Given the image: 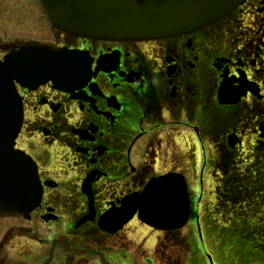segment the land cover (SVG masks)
<instances>
[{"label":"flooded vegetation","instance_id":"af4514ba","mask_svg":"<svg viewBox=\"0 0 264 264\" xmlns=\"http://www.w3.org/2000/svg\"><path fill=\"white\" fill-rule=\"evenodd\" d=\"M4 2L13 15L0 0V21L17 31L46 27L39 0ZM263 3L245 0L215 23L147 40L89 39L48 27L45 39L87 51L91 70L70 91L51 82L19 87L24 122L16 147L35 160L43 193L30 214L0 217V264H150L136 215L116 229L103 218L168 172L185 176L188 229L205 235L194 249L187 242L185 264L193 256L194 264H209L207 249L217 253L214 264H230L223 244L206 234L218 230L212 219L232 226L222 212L259 208L221 204V195L254 159L264 161ZM40 40L2 28L0 59Z\"/></svg>","mask_w":264,"mask_h":264},{"label":"water","instance_id":"95a60500","mask_svg":"<svg viewBox=\"0 0 264 264\" xmlns=\"http://www.w3.org/2000/svg\"><path fill=\"white\" fill-rule=\"evenodd\" d=\"M244 0H41L51 24L67 33L94 39H148L195 30L227 15ZM85 56L51 42L25 45L0 60V216H22L39 203L42 184L30 156L15 148L23 123V103L16 84L34 89L52 81L74 80ZM138 212L144 223L160 229L182 228L190 200L185 178L176 173L153 178L142 192L123 199L103 218L119 228Z\"/></svg>","mask_w":264,"mask_h":264},{"label":"trees","instance_id":"16d2710c","mask_svg":"<svg viewBox=\"0 0 264 264\" xmlns=\"http://www.w3.org/2000/svg\"><path fill=\"white\" fill-rule=\"evenodd\" d=\"M260 162L254 159L249 164L246 174L236 176L233 181L228 183L227 191L221 195V204L230 203L232 206L238 205L241 207L244 203L250 206L254 202L258 203L259 208L249 212L241 208L240 211H234L230 215H225L222 212L221 220L223 222H232V224L235 222L236 224L233 227L227 226V228L224 226L219 228V224L216 223L218 230L213 229L206 234L207 236L215 234L216 238H219L225 246L236 245L242 238L240 243L247 247V250L242 252V256H246V264H264V190H262L264 189V171L261 170L264 161L263 163ZM260 191L263 198L258 197ZM260 209H263V211H260ZM241 223L247 225V228H244L245 226L240 228ZM174 235H177V233L168 232L165 237L167 241L160 239L157 251H161L160 245L164 243L163 241L174 244Z\"/></svg>","mask_w":264,"mask_h":264},{"label":"rangeland","instance_id":"374dc122","mask_svg":"<svg viewBox=\"0 0 264 264\" xmlns=\"http://www.w3.org/2000/svg\"><path fill=\"white\" fill-rule=\"evenodd\" d=\"M1 3L3 4L4 12L9 14V17H11L13 15V12H12L13 8L12 7H14V6L13 5L7 6L6 3L4 2V0H1ZM260 8L264 9V3L260 6ZM263 12H264V10H263ZM6 13L4 14V16L6 15ZM262 22L264 23V20ZM35 27L40 29L39 33H36L35 31H33L30 28V25L25 24V25H23L21 30L19 29L17 31L15 25L11 26L10 24H6L5 22L0 21V32H1L2 28H6L9 30V32H16V33H23V34H29V32L34 33V34L38 35L41 40L44 39L45 37H49V33L46 31V29L44 28L43 25H41V26L35 25ZM238 210H241V209L239 208ZM244 210L247 212L250 211L246 207L244 208ZM191 223H192V221H190L187 224V226H191ZM215 223L220 225L221 221H219L218 219H214V220L212 219L210 221V226L214 225ZM235 224L236 223L233 222L232 227ZM133 226L137 229V232L141 231L140 234L145 239L144 247L147 250L148 257L151 258V260H152V262L150 264H183V260L186 261L187 246L185 243L186 242L185 238H184V241L182 243L181 242L177 243V244H180L179 247L168 246V249L167 250L165 249V251L164 250L156 251V250H154V248L156 246L158 237L162 235V232L156 228H153L150 226H145V224L143 222H141L139 219H138V221H135L133 223ZM187 226L184 227L183 229H181V230H183L182 232L185 233L187 231ZM243 226H245L244 228H247V225H243L242 223L239 227L243 228ZM180 233H181V231H179L177 233L178 235H174L175 240H177V236L182 235V237H185V236H183L182 233L181 234ZM191 238H192V236H191ZM213 238H216V237L213 236ZM165 240L167 241V239H165ZM219 241H220V239H219ZM240 241H242V238L238 241V243L236 245L230 244L231 246H227L226 250L223 251L226 258H227L226 252H227V255H229V257L231 258L232 261L230 264H246L247 263L246 256L245 257L242 256V252L244 250H247V247L242 245L240 243ZM163 242L164 243L162 245H160L162 249L165 245H168L167 242H165V241H163ZM191 243H192V247L194 249L196 247L195 244H197V243L195 242L194 239L191 240ZM193 245H195V247ZM217 252H218V257L219 258L222 257L221 252L220 251H217ZM206 253L208 254V258L213 256V254L215 256L217 255L215 250L210 251V249H207ZM192 259H198V258H194V256L191 257L190 259L188 258V264H194V261ZM225 261L227 262V260H225ZM212 262H213V260L209 259V264H214ZM142 264H144V263H142ZM198 264H205V263H204V261H200V262H198Z\"/></svg>","mask_w":264,"mask_h":264}]
</instances>
